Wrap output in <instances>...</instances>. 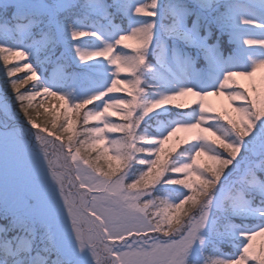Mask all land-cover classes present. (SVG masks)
I'll return each mask as SVG.
<instances>
[{
    "label": "snow or ice",
    "instance_id": "snow-or-ice-1",
    "mask_svg": "<svg viewBox=\"0 0 264 264\" xmlns=\"http://www.w3.org/2000/svg\"><path fill=\"white\" fill-rule=\"evenodd\" d=\"M0 69V264H264V0H0Z\"/></svg>",
    "mask_w": 264,
    "mask_h": 264
},
{
    "label": "trees",
    "instance_id": "trees-1",
    "mask_svg": "<svg viewBox=\"0 0 264 264\" xmlns=\"http://www.w3.org/2000/svg\"><path fill=\"white\" fill-rule=\"evenodd\" d=\"M49 71H51V69H49ZM24 75H25L24 72H20V73L16 74V76L13 78H23ZM5 80H6V76L4 75L3 69H0V86L1 87H3ZM30 87H31V82H29L28 85H25V88H30ZM21 91H24V88H22ZM34 103L37 106H39V104H41V103H44L45 106L49 109V114H45L44 108H39L40 115L38 117H36L37 122L41 123L42 125L45 124L46 122H50L51 119L53 118L50 113H52L54 111L52 106L53 105L58 106V101H56L55 98H48L46 100H42L40 97H38ZM33 114L35 116V112H33ZM101 163L103 164V161H101ZM230 250H231L230 248L225 247V251H230Z\"/></svg>",
    "mask_w": 264,
    "mask_h": 264
}]
</instances>
